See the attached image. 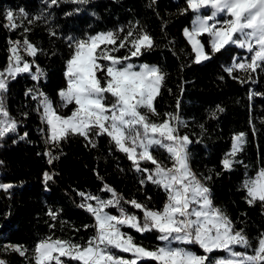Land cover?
<instances>
[{
    "label": "snow or ice",
    "instance_id": "snow-or-ice-1",
    "mask_svg": "<svg viewBox=\"0 0 264 264\" xmlns=\"http://www.w3.org/2000/svg\"><path fill=\"white\" fill-rule=\"evenodd\" d=\"M61 2L77 5L73 11L79 12L91 0H45L49 9ZM188 10L194 14V19L183 35L194 53L193 62L208 61L227 46L234 45L250 55L245 61L234 59L225 67V72L241 83L255 82L252 74L264 72V0H186V8L181 9V13ZM50 17V13H41L29 19V23L43 21L47 24ZM26 18L23 9L18 14L9 10L4 27L15 30L20 27L17 21ZM28 31L30 29L25 27L24 32ZM49 35L56 36V32L49 29ZM205 35L207 45L201 39ZM67 43L71 54L65 62L66 87L57 92L59 102L39 87L25 94L36 101L41 122L46 125L42 131L46 144L50 145L44 153L49 163L59 158L53 149H59L61 142L69 137H82L95 148L97 139L107 136L109 144L131 162L133 171L140 177V185L151 183L161 189L166 198L162 207L157 208L135 198L127 199L104 182L101 190L110 194L107 199L77 193L82 198L78 206L94 220L93 224L83 226L85 230H94L87 240L48 235L32 250L22 245H5L4 250L11 248L26 264H264V232L256 238L254 247L244 229H237L225 210L214 204L211 189L205 182L211 176L201 179L192 170L189 150L192 141L180 132L181 127L186 126L179 115L180 101L174 113L161 115L157 111L155 101L161 94L166 73L157 65L130 62L144 50L154 48V38L136 22L130 23L126 31L121 28L86 34L83 38L68 36ZM121 49H126L127 54L117 55ZM7 51L6 67L0 70V139L15 133L18 125L4 99L10 82L25 73L33 81L46 75L35 59H27L36 57L42 49L26 36L22 41L10 40ZM236 72L244 75L234 76ZM253 95L255 93L250 92V99ZM69 105L74 107L70 114H64L61 110ZM217 111L223 109L218 106ZM245 137L243 132L232 137L231 150L221 161L224 170L231 171L239 162L236 156L243 150ZM161 150L166 152L167 160L156 155ZM145 164L153 167L143 166ZM54 175L45 172V183ZM12 187V184L0 183V189L5 192ZM241 187L249 206L259 202L264 209V168L255 176L246 177ZM110 209H115L116 214ZM60 211L49 209L47 215L56 222ZM49 227L54 228L55 224ZM125 228L140 235L155 232L160 243L146 246L124 231ZM191 245H197L201 252L191 250ZM216 252L224 255L213 256ZM0 264L7 262L0 259Z\"/></svg>",
    "mask_w": 264,
    "mask_h": 264
},
{
    "label": "trees",
    "instance_id": "trees-1",
    "mask_svg": "<svg viewBox=\"0 0 264 264\" xmlns=\"http://www.w3.org/2000/svg\"><path fill=\"white\" fill-rule=\"evenodd\" d=\"M76 7L61 2L49 9L45 0H0V70L7 64L9 41H22L26 36L42 49L36 57L27 59H35L46 74L39 81L21 74L10 82L4 94L5 104L18 125L15 133L0 139V183L13 185L7 192L0 190V257L7 264H26L25 259L11 248L5 251V245H22L32 250L48 235L87 240L94 230H85L83 226L94 221L84 208L78 206L82 198L77 193L107 198L110 194L101 190L104 182L127 199L135 198L150 206L162 207L165 193L151 183L142 187L131 162L109 144L107 136L99 137L95 148L82 137H69L61 142L59 149H53L59 158L50 164L44 154L50 145L46 147L42 139V129L46 126L41 122L36 101L31 95H25L29 89L39 87L58 103L57 92L66 87L65 62L71 54L68 36L83 38L86 34L121 28L126 31L130 23L136 22L154 38L155 47L144 50L130 62L157 65L166 73L161 94L155 101L157 111L161 115L174 113L177 101H180L179 115L186 124L180 132L192 141L189 145L192 170L201 179L211 176L205 182L211 189L214 204L225 210L237 229H244L255 247L256 238L264 232V209L259 202L249 206L245 200L246 192L241 186L247 173L238 169L224 170L221 161L232 136L245 132L249 163L255 170L264 168V72L252 74L255 82L241 83L229 76L225 67L242 54L232 46H227L208 61L194 63L192 50L182 34L192 19L190 10L181 13V9L186 8V0H155L154 3L152 0H91L79 12L73 11ZM21 9L28 18L18 20L20 27L15 30L5 28L7 11L18 14ZM41 13L51 14L47 24L43 21L29 23V19ZM25 27L30 31L25 33ZM49 29L54 30L56 36L49 35ZM201 39L207 45V37ZM207 50L210 52V48ZM125 54L126 49L117 53L119 56ZM233 75L243 76L244 73ZM250 92L255 93L251 99ZM218 106L223 111H217ZM72 107L69 105L61 111L70 114ZM22 136L25 138L21 139ZM156 155L167 160V154L162 150ZM143 166L153 167L151 164ZM45 172L55 173L47 183L42 180ZM148 197H151L150 201ZM49 209L61 210L58 221L50 219ZM109 211L115 214L111 209ZM53 223L55 227L50 228ZM124 231L146 246L160 243L155 232L140 235L132 229L125 228ZM189 247L201 252L196 245ZM217 254L220 252L213 256ZM28 255H32L31 251Z\"/></svg>",
    "mask_w": 264,
    "mask_h": 264
},
{
    "label": "rangeland",
    "instance_id": "rangeland-1",
    "mask_svg": "<svg viewBox=\"0 0 264 264\" xmlns=\"http://www.w3.org/2000/svg\"><path fill=\"white\" fill-rule=\"evenodd\" d=\"M190 12H191V10H190ZM192 13V12H191ZM194 19V14L192 13V19H191V22H190V26L188 27V28H190L191 27V24H192V20ZM184 31V30H183ZM183 31H182V34H183ZM206 36V35H205ZM183 37H184V35H183ZM207 37V36H206ZM184 39H185V37H184ZM186 40V39H185ZM187 42V41H186ZM207 44H208V37H207ZM189 45V44H188ZM190 46V45H189ZM232 47H235V48H237L238 50H240L241 52L240 53H247L245 50H243V49H240V48H238V47H236V46H232ZM190 48H191V46H190ZM249 53H247L246 55H248ZM193 55H194V53H193ZM205 62V61H204ZM203 63V62H202ZM201 64V63H200ZM25 74H27V73H25ZM58 102H59V97H58ZM74 106V105H73ZM45 125V124H44ZM46 126V125H45ZM239 133H241V132H239ZM243 133H245V132H243ZM238 134V133H237ZM246 134V133H245ZM234 136V135H233ZM232 136V137H233ZM246 143L243 145V150L241 151V152H239L238 154H237V156H236V159L239 161L238 163H236L234 166H233V168L232 169H238V170H241V171H243V172H246L247 173V175H248V177H253V176H255L256 175V170H255V167L253 166V165H251L250 163H249V161H248V156H247V145H248V141H247V135H246ZM231 147H232V138H231V141H230V145H229V147L225 150V152H224V154H223V158H224V156H225V154L226 153H228L230 150H231ZM0 190H2V189H0ZM92 219H93V217H92ZM94 221V220H93ZM197 246V245H196ZM198 247V246H197ZM199 248V247H198ZM192 250V249H191ZM237 251H243V249H241V248H237L236 249ZM201 251V250H200ZM123 255H125V254H123ZM222 255H224V253H222V252H220V254H217V255H214V256H222Z\"/></svg>",
    "mask_w": 264,
    "mask_h": 264
},
{
    "label": "built area",
    "instance_id": "built-area-1",
    "mask_svg": "<svg viewBox=\"0 0 264 264\" xmlns=\"http://www.w3.org/2000/svg\"><path fill=\"white\" fill-rule=\"evenodd\" d=\"M247 54V53H246ZM245 53H242L239 57H234L233 59H232V63H233V60L235 59V60H239V61H245V60H247L248 58H249V55L250 54H248V55H246ZM28 58H30L31 59V57H28ZM36 108H37V103H36ZM40 116V115H39ZM42 139L44 140V142H45V145H46V147L48 146L47 144H46V140H45V135L44 134H42ZM45 158L46 159H48V156H46L45 155ZM260 168H256V172L259 170ZM43 182H45L44 181V175H43ZM107 198H109V197H107ZM107 198H104V199H107ZM112 211H114V213L116 214V211H115V209H111ZM90 216H91V214L90 213H88ZM0 259H2L1 257H0Z\"/></svg>",
    "mask_w": 264,
    "mask_h": 264
}]
</instances>
